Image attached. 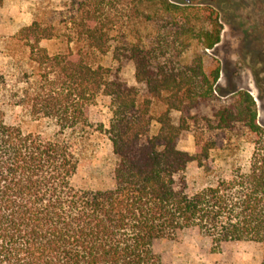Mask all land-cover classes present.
<instances>
[{
    "label": "trees",
    "instance_id": "1",
    "mask_svg": "<svg viewBox=\"0 0 264 264\" xmlns=\"http://www.w3.org/2000/svg\"><path fill=\"white\" fill-rule=\"evenodd\" d=\"M122 2L139 21L129 30L106 22L112 4L85 0L71 22H32L5 41L24 64L0 72V264H165L155 245L184 231L216 250L261 244L264 264V127L246 91L217 96L220 68L207 51L221 41L218 12ZM43 41L62 46L50 53ZM100 95L110 101L109 127L98 132L110 146L113 187L80 190L71 181L97 131L87 112ZM6 104L51 133L8 125ZM183 133L193 137L192 154L178 148ZM242 134L253 146L247 169L188 194V164L211 169V153Z\"/></svg>",
    "mask_w": 264,
    "mask_h": 264
},
{
    "label": "rangeland",
    "instance_id": "2",
    "mask_svg": "<svg viewBox=\"0 0 264 264\" xmlns=\"http://www.w3.org/2000/svg\"><path fill=\"white\" fill-rule=\"evenodd\" d=\"M85 0H9L2 8L0 21V72L17 74L24 62L21 53L6 39L32 22L57 24L71 22L77 14L78 6ZM179 3L211 6L223 25L221 41L212 51H207L220 68L215 91L217 96L234 91H246L255 101L257 122L264 127V0H174ZM113 7L107 8L106 22H118V28L127 30V22H139L130 17L121 0H106ZM41 47L50 53L58 51L60 41L45 42ZM11 46V47H10ZM8 54V58H5ZM106 58L104 64H110ZM122 75L133 83L132 70L124 68ZM16 79V78H15ZM13 78L12 84L15 82ZM5 121L24 133L48 135L51 128L42 120H32L20 107L4 105ZM88 118L95 130L84 146L77 173L71 184L74 188L88 191H102L113 187L112 159L110 146L102 127L108 129L111 120L110 101L100 95L88 108ZM181 151L192 154L193 137L183 133L178 141ZM253 151L250 137L231 135L223 147L211 153V169L204 170L195 162L188 164L186 182L188 194L213 185L218 179L229 180L232 173L245 171ZM155 250L165 264H261L263 247L254 242H232L214 249L208 237L193 232H179L176 239L160 241Z\"/></svg>",
    "mask_w": 264,
    "mask_h": 264
},
{
    "label": "crops",
    "instance_id": "3",
    "mask_svg": "<svg viewBox=\"0 0 264 264\" xmlns=\"http://www.w3.org/2000/svg\"><path fill=\"white\" fill-rule=\"evenodd\" d=\"M7 1H9V0H5V1L3 2V5H4ZM3 5H2V7H1V9H0V21H1V17H2V8H3ZM29 25H30V24H29ZM26 26H28V25H26ZM24 27H25V26H24ZM16 32H17V31H16ZM16 32H15V33H16ZM15 33H14V34H15ZM14 34H13V35H14ZM13 35H12V36H13Z\"/></svg>",
    "mask_w": 264,
    "mask_h": 264
}]
</instances>
